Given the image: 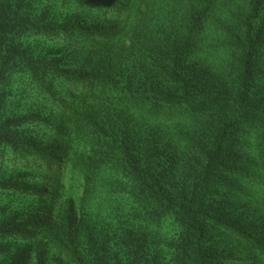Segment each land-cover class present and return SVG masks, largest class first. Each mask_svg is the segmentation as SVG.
Returning <instances> with one entry per match:
<instances>
[{"label": "trees", "instance_id": "obj_1", "mask_svg": "<svg viewBox=\"0 0 264 264\" xmlns=\"http://www.w3.org/2000/svg\"><path fill=\"white\" fill-rule=\"evenodd\" d=\"M262 50L264 0H0V264H264Z\"/></svg>", "mask_w": 264, "mask_h": 264}, {"label": "rangeland", "instance_id": "obj_2", "mask_svg": "<svg viewBox=\"0 0 264 264\" xmlns=\"http://www.w3.org/2000/svg\"><path fill=\"white\" fill-rule=\"evenodd\" d=\"M255 68L256 77L254 81V89H256L257 91H264V50L258 53ZM255 175H260L258 176V178L264 180V175H262V173L259 174V171L255 170ZM249 262L250 261H248V263Z\"/></svg>", "mask_w": 264, "mask_h": 264}]
</instances>
